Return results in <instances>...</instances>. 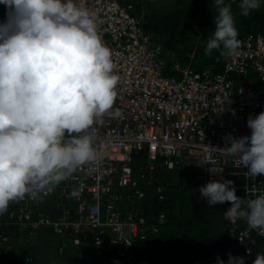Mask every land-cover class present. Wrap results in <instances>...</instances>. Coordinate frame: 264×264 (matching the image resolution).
I'll return each instance as SVG.
<instances>
[{
  "label": "built area",
  "instance_id": "1",
  "mask_svg": "<svg viewBox=\"0 0 264 264\" xmlns=\"http://www.w3.org/2000/svg\"><path fill=\"white\" fill-rule=\"evenodd\" d=\"M78 3L94 13L111 49L119 76L113 108L120 115H105L94 125L104 153L99 161L35 196L10 201L0 214V245L14 257L2 264H132L135 249L167 221L160 208L168 195L157 179L161 168L196 169L201 184L232 179L240 196L264 193V174L249 176L238 159L215 147L224 145L227 133L250 134L248 115L264 110V31L244 35L234 52L222 53L220 72L176 64L179 76H170L161 46L133 14V3ZM137 155L143 163L138 175ZM204 162L222 173H209ZM215 205L225 210L230 202ZM246 227L244 219H227L229 250L252 264L264 252V235L246 234ZM47 252L60 260L45 262Z\"/></svg>",
  "mask_w": 264,
  "mask_h": 264
},
{
  "label": "clouds",
  "instance_id": "2",
  "mask_svg": "<svg viewBox=\"0 0 264 264\" xmlns=\"http://www.w3.org/2000/svg\"><path fill=\"white\" fill-rule=\"evenodd\" d=\"M218 14L205 52H234L240 41L231 6L213 0ZM264 0H239L242 14ZM0 214L10 201L35 196L84 165L99 161L94 125L105 115L119 116L114 98L119 76L111 49L97 30L94 13L78 0H0ZM5 8V7H4ZM242 91V89H241ZM235 114V110H233ZM250 134L224 136L215 146L246 167L264 174V110L249 114ZM208 165L220 175L223 168ZM209 205L230 202L224 216L246 221L245 233L264 235V193L237 195L229 178L199 185ZM201 201V198H200ZM202 202V201H201ZM249 251V249H246ZM211 264H247L243 255L217 256ZM252 264H264V252Z\"/></svg>",
  "mask_w": 264,
  "mask_h": 264
},
{
  "label": "trees",
  "instance_id": "3",
  "mask_svg": "<svg viewBox=\"0 0 264 264\" xmlns=\"http://www.w3.org/2000/svg\"><path fill=\"white\" fill-rule=\"evenodd\" d=\"M134 4L133 14L141 19L146 31L161 46L164 58V73L179 76L176 64L189 65L195 71L211 70L220 72L224 67L222 52L213 49L205 52L208 38L215 28L218 14L213 0H122ZM167 3V4H166ZM231 6L234 22L238 29V39L244 35L264 31V2L242 14L239 0H225ZM173 4V5H172ZM0 17L6 16L0 3ZM143 166L138 155L133 159L136 175ZM192 175H191V174ZM193 177V181H190ZM157 179L168 189L165 203L160 208L168 214L166 224L145 240L142 247L135 249L132 264H211L217 256L228 258L230 238L227 233V218L220 205H208L202 212V202L198 196L200 182L194 171L186 168L181 172L161 168ZM199 198V199H198ZM198 199V200H197ZM201 202V203H200ZM218 215L222 221L213 229ZM214 224V225H213ZM149 242L153 245L150 246ZM42 254L45 262L59 261L60 258L50 252ZM8 257L7 261L12 259ZM7 263L6 261H4Z\"/></svg>",
  "mask_w": 264,
  "mask_h": 264
},
{
  "label": "rangeland",
  "instance_id": "4",
  "mask_svg": "<svg viewBox=\"0 0 264 264\" xmlns=\"http://www.w3.org/2000/svg\"><path fill=\"white\" fill-rule=\"evenodd\" d=\"M153 1H156V0H153ZM172 0H167V3H169V2H171ZM166 3V4H167ZM173 5V4H172ZM3 11H5V9H3ZM0 12H1V10H0ZM6 12V11H5ZM6 19V16H2V17H0V21H3V20H5ZM194 171V174H195V177L197 178V180H198V182H197V184L201 181V177H200V173H199V171H197L196 169L195 170H193ZM191 174V173H190ZM192 175V174H191ZM190 181H193V177L191 178V180ZM201 184V183H200ZM198 192H199V189H198ZM197 192V193H198ZM199 199V198H198ZM197 199V200H198ZM201 203V202H200ZM212 218V219H215V225L213 226V229L215 230V229H217L219 226H220V221H222L221 220V218L218 216V215H212V214H210V216H209V218ZM1 219V218H0ZM219 229V228H218ZM10 254H11V251L9 250V249H7V248H4L3 246H1L0 245V260L1 259H5L4 261H6L7 260V258L8 257H10ZM171 264V263H170Z\"/></svg>",
  "mask_w": 264,
  "mask_h": 264
},
{
  "label": "flooded vegetation",
  "instance_id": "5",
  "mask_svg": "<svg viewBox=\"0 0 264 264\" xmlns=\"http://www.w3.org/2000/svg\"><path fill=\"white\" fill-rule=\"evenodd\" d=\"M3 9H5V8L3 7ZM5 11H6V9H5ZM5 11H3L4 14L6 13ZM208 205H209V204H206V203H203V204H202V206H201V210H202V212H205V211L208 210V208H207Z\"/></svg>",
  "mask_w": 264,
  "mask_h": 264
},
{
  "label": "crops",
  "instance_id": "6",
  "mask_svg": "<svg viewBox=\"0 0 264 264\" xmlns=\"http://www.w3.org/2000/svg\"><path fill=\"white\" fill-rule=\"evenodd\" d=\"M4 260H5V259H1V260H0V264H2V263L4 262ZM170 263H171V264H176V263H174L173 261H171Z\"/></svg>",
  "mask_w": 264,
  "mask_h": 264
}]
</instances>
